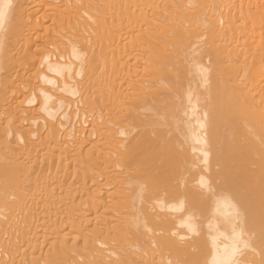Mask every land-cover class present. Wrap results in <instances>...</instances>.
<instances>
[{"label":"bare ground","instance_id":"1","mask_svg":"<svg viewBox=\"0 0 264 264\" xmlns=\"http://www.w3.org/2000/svg\"><path fill=\"white\" fill-rule=\"evenodd\" d=\"M0 264H264V0H0Z\"/></svg>","mask_w":264,"mask_h":264}]
</instances>
